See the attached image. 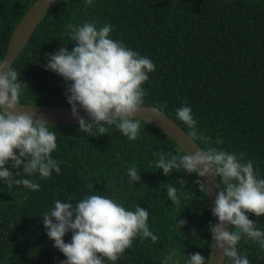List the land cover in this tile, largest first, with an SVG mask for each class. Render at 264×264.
<instances>
[{"label":"trees","instance_id":"1","mask_svg":"<svg viewBox=\"0 0 264 264\" xmlns=\"http://www.w3.org/2000/svg\"><path fill=\"white\" fill-rule=\"evenodd\" d=\"M36 1L0 0V60L14 29ZM84 22L111 24L110 38L154 62L155 71L142 85L147 93L143 106L161 108L187 133L190 129L176 110L190 107L198 134L208 140H197L201 148L243 152V159L253 161L257 177L264 179V0H93L91 6L86 0H59L12 66L28 87L20 103L71 106L70 82L46 64L48 55L62 46L69 51L76 46L69 25ZM141 123L135 140L114 125L107 134L92 136L79 131V124L49 126L57 136L52 157L60 162V173L25 176L39 184L35 191L22 185L9 188L0 179V264L66 260L47 236L43 215L58 199L75 205L91 194L107 195L129 210L144 208L149 230L158 237L153 243L138 236L117 261L105 259V264H163L170 249L177 250L178 264L195 253L209 262V222L214 223L208 194L200 192L194 173L173 170L165 176L156 168L153 153L178 155L180 147L156 126ZM132 166L141 179L130 184L127 171ZM5 167L18 171L11 162ZM165 184L177 188L179 205L168 199ZM246 214L264 231V215ZM178 220L186 223L179 227ZM71 236V231L66 233V243ZM237 251L246 254L250 264H264V249L257 241L245 238ZM225 264L232 262L227 259Z\"/></svg>","mask_w":264,"mask_h":264},{"label":"clouds","instance_id":"2","mask_svg":"<svg viewBox=\"0 0 264 264\" xmlns=\"http://www.w3.org/2000/svg\"><path fill=\"white\" fill-rule=\"evenodd\" d=\"M92 3L93 0H86V6ZM69 28L76 46L71 51L62 46L49 54L46 69L70 82L67 101L72 115L79 121V131L88 136L104 135L108 127L114 125L130 140L137 139L142 120L136 114L143 109L147 95L142 85L149 79L148 73L155 71L154 62L123 42L110 38L111 24L97 27L95 22H84L77 27L69 25ZM19 76L5 59L0 60V179L7 181L9 188L22 185L35 191L39 184L25 176L39 174L48 178L53 171L60 173V162L52 157L57 149V136L45 120L35 118V112L18 110L22 90L28 88L19 81ZM78 106L91 122L79 115ZM150 110L153 116L162 115L159 107ZM176 113L190 129L187 136L191 142L199 139L208 143L206 137L198 134L190 107H180ZM143 121L145 124L151 122L150 119ZM177 153L180 154L153 153L158 157L156 168L162 169L165 176L173 170L194 173L200 192L207 194L210 189L200 178L212 175L220 178L223 188L216 194L215 206L211 209L219 223L209 222L212 241L232 264H250L247 255L238 252L237 247L247 238L259 242L264 249V231L246 214L264 215V179L257 177L254 162L245 161L243 152L231 153L212 146L199 147L191 154L178 148ZM9 162L12 169L18 170L15 174L5 167ZM127 177L130 184L140 181L137 166L128 169ZM162 186L167 188L172 204L179 205L177 188L170 184ZM42 219L47 236L66 257L60 264H105V259L115 262L138 236L141 239L150 237L153 243L158 240L149 230L147 210L138 205L129 210L107 195H87L75 205L58 199ZM177 223L181 227L186 221L178 220ZM69 231L71 242L66 243L64 237ZM177 255L176 249H170L163 264H178ZM185 264L209 262L195 253L188 256Z\"/></svg>","mask_w":264,"mask_h":264},{"label":"water","instance_id":"3","mask_svg":"<svg viewBox=\"0 0 264 264\" xmlns=\"http://www.w3.org/2000/svg\"><path fill=\"white\" fill-rule=\"evenodd\" d=\"M59 0H37L26 12L24 17L18 23L13 31L8 44V50L4 57L6 62L13 66L15 61L21 55L23 50L30 42L33 34L44 20L49 9L53 7ZM3 59V60H4ZM153 106L145 105L136 116L142 121L150 119L149 124L156 126L168 137H170L182 150L188 153H194L201 146L196 142H191L187 136V132L173 119L162 112L160 116H153L151 113ZM18 110L22 112H35L37 119L45 120L49 126L57 125H77L79 121L72 115L71 106H40V105H18ZM78 113L87 122H91V118L80 107L77 108ZM144 122V121H143ZM206 181V186L210 189L208 194L211 209L215 206L214 201L216 194L222 190V182L218 176L202 177ZM217 185H219L217 187ZM213 223L218 224V217L213 216ZM230 230V226L228 227ZM226 258L223 253L215 247L214 241L211 243L209 264H225Z\"/></svg>","mask_w":264,"mask_h":264}]
</instances>
